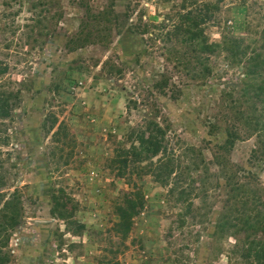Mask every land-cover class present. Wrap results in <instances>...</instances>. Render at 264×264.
<instances>
[{"label":"rangeland","instance_id":"1","mask_svg":"<svg viewBox=\"0 0 264 264\" xmlns=\"http://www.w3.org/2000/svg\"><path fill=\"white\" fill-rule=\"evenodd\" d=\"M235 1L222 4L219 25L208 24L211 42L226 31L248 36V8ZM184 2L0 0V65L8 67L0 86L24 83L8 122L14 146L2 157L6 190L16 188L25 204L10 264H244L232 254L236 237L215 235L240 202L260 217L239 237L264 240V131L246 124L240 67L162 39ZM263 2L248 0L252 16ZM55 118L64 127L56 140ZM149 119L164 127L198 188L183 229L187 208L168 188L141 175L143 165L120 177L113 162ZM58 188L72 197L81 233L53 213ZM136 191L144 204L124 237L118 207Z\"/></svg>","mask_w":264,"mask_h":264},{"label":"trees","instance_id":"2","mask_svg":"<svg viewBox=\"0 0 264 264\" xmlns=\"http://www.w3.org/2000/svg\"><path fill=\"white\" fill-rule=\"evenodd\" d=\"M226 0H187L179 11L178 20L162 38L172 43L180 39L187 48L197 55L221 56L230 65L242 69L240 96L244 100L243 114L246 115L249 129L255 127L264 131V2L261 4L258 16L250 13L248 0H236L246 6V31L248 36H236L231 31L221 34L220 41L211 42L206 33L209 23L219 25L218 14L222 11V4ZM254 2L253 6H257ZM257 21V24H255ZM8 73L7 65H0V77ZM22 82L9 81V85L0 86V264H10L12 252L10 249L13 234L22 228L25 219V204L19 191L6 190L8 187L5 177L6 160L4 148L14 146L15 128L8 122H13L16 112L21 105ZM52 138L60 136L63 125L55 118L52 121ZM59 124V125H58ZM58 125L57 130L55 127ZM130 147L121 150L113 162L119 163V176L128 175L130 164L143 165L141 175L152 176L162 186L168 188L169 197L177 204L187 208L186 214L178 224L183 229L188 224V214L194 210L193 196H198L195 188L192 170L183 166L179 155L169 149L168 137L164 127L154 119L146 120L144 124L132 128L128 134ZM227 144L229 142H226ZM18 145L16 146V148ZM8 152V150H5ZM18 166H14V168ZM144 195L140 191L125 193L124 201L118 207L120 222L117 229L122 236H127L132 227V219L139 213V207L144 204ZM243 210L233 217L222 216L217 224L215 235L236 237V244L232 254L240 256L244 264H264V240L240 238L245 229L255 227L260 215L248 209L240 202ZM73 199L64 188L55 190L53 196V213L58 219L67 223L71 233H81L85 226L73 218ZM189 211V212H188Z\"/></svg>","mask_w":264,"mask_h":264}]
</instances>
